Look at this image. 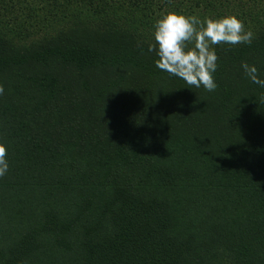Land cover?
Here are the masks:
<instances>
[{
  "label": "trees",
  "instance_id": "1",
  "mask_svg": "<svg viewBox=\"0 0 264 264\" xmlns=\"http://www.w3.org/2000/svg\"><path fill=\"white\" fill-rule=\"evenodd\" d=\"M236 16L208 92L156 67L164 14ZM264 0H0V264H264Z\"/></svg>",
  "mask_w": 264,
  "mask_h": 264
},
{
  "label": "clouds",
  "instance_id": "2",
  "mask_svg": "<svg viewBox=\"0 0 264 264\" xmlns=\"http://www.w3.org/2000/svg\"><path fill=\"white\" fill-rule=\"evenodd\" d=\"M153 29L154 44L149 51H155L158 56L156 67L189 86L197 89L203 87L208 92H214L217 88L214 80L219 59L216 47L247 46L254 39L252 31L247 30L236 16L202 20L196 15L172 12L162 15ZM241 67L252 83L264 88V79L259 78L256 66L243 63ZM3 94L4 88L0 86V96ZM6 157V146L0 143V178L9 171Z\"/></svg>",
  "mask_w": 264,
  "mask_h": 264
}]
</instances>
